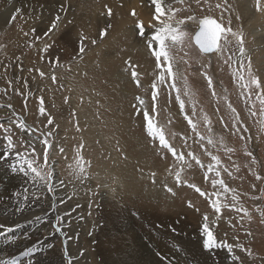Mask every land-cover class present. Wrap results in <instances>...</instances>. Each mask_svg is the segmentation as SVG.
I'll return each instance as SVG.
<instances>
[{"label": "rangeland", "instance_id": "1", "mask_svg": "<svg viewBox=\"0 0 264 264\" xmlns=\"http://www.w3.org/2000/svg\"><path fill=\"white\" fill-rule=\"evenodd\" d=\"M14 1L0 0V111H11L0 112V176L7 181L12 175L28 176L44 196L60 199L61 216L40 219L35 232H49L41 237L51 235L49 247L59 249L64 264H143L147 253L153 264H264V106L257 99L264 87L246 89L248 71L241 66V61L250 62L252 75L264 81L262 16L251 15L245 0H175L173 6L163 5L166 21L159 27L178 28L182 39L166 41L175 79L164 72L161 84L167 64L156 66L153 53L159 44L151 39L140 48L147 33L155 36L159 27L137 21L142 27L134 29L136 23L123 20L119 30V14L127 17L123 0H62L51 10L45 9L46 0H31L30 6ZM26 7L32 8L30 19L25 18ZM150 8L155 11L150 5L145 9ZM82 11L84 21L79 20ZM206 18L240 33L245 56L237 58L239 47L232 36L227 43L221 38L214 53L203 54L193 35ZM128 31L132 38L125 35ZM131 39L140 46L133 48ZM132 70L139 85L131 78ZM204 74L213 80L211 89ZM173 83L184 101L183 112ZM153 84L157 99L151 112ZM137 98L145 101L154 127L176 155L158 137L149 136L143 110L133 107ZM41 101L44 115L39 112ZM234 115L239 117L235 127ZM17 121H25L26 128L17 127ZM4 128L12 129L11 148ZM45 138L51 145L46 168ZM33 158L39 170L51 172L47 186L33 178L26 164L20 170L25 159ZM78 164L83 166L79 176L74 174ZM213 179L224 186H213ZM206 224L216 239L212 248L205 247Z\"/></svg>", "mask_w": 264, "mask_h": 264}, {"label": "bare ground", "instance_id": "2", "mask_svg": "<svg viewBox=\"0 0 264 264\" xmlns=\"http://www.w3.org/2000/svg\"><path fill=\"white\" fill-rule=\"evenodd\" d=\"M23 1L25 4L28 3V6H30L29 3L31 0H23ZM61 1L62 0H46L45 9H49V7L51 9H54V8L56 9V7L58 5H60ZM174 1L175 0H170L168 3H166L165 0H162V5L173 6ZM122 2H124V6L123 5H121V6H123V9H126L127 17L125 19H123L120 14H119V17L117 16L119 18V20L121 21L120 23H117L118 28H120L119 30L122 29V25L125 26L123 20L126 21L125 23H136V26H134V29H136V27L139 25V22H137V21H142V23L144 22L148 26L149 25H151V26L155 25L158 27L160 26L161 22L166 21V17H164V16L161 17L160 21L155 20V15H156L155 11L152 12V8H150L149 11L145 9L146 7H149V5L151 7H154V5L152 4V0H123ZM245 2L249 5V10H250L249 12L251 15H254L256 17V15L259 14L264 19V11H256V9H257L256 0H245ZM245 2H242L241 4L242 5L245 4V6L247 7ZM261 3L264 4V0H261ZM25 6L26 5H24V7ZM41 6L39 8V10H40L39 12H42ZM70 6L76 7L77 10H82L80 4H72ZM51 9H49V10H51ZM27 10L28 11L26 13H24V12H22V13H24L25 18L30 19L31 18L30 15L33 12L32 8L30 10L27 8ZM68 11H69V9H68ZM131 11H134L136 13L135 18H133ZM8 13H5V14L8 15ZM0 15H2V14H0ZM82 15H83V17L79 18V20L84 21V18L86 16L84 11H82ZM49 25L50 24L45 22V24L43 26L49 27ZM132 26L133 25H129L128 28H126V27L125 28L131 29ZM140 27L141 26H138L139 29H140ZM127 34L129 35L128 38H132L131 32H129V31L125 32V35H127ZM153 36L154 35H149V33H147L146 38L142 39L140 41L141 42L140 45L142 46L140 48L144 49V47L146 45H148L149 41L152 39ZM134 39H136V38H134ZM134 39H131L132 47L136 48L137 45L140 46L138 44L139 40L136 42V41H134ZM132 50H134V49H132ZM143 54H145V53H143ZM206 55H209V54H206ZM237 58L240 59V56L238 55ZM215 62H216V60H215ZM9 106H10V104H9ZM9 109L10 108L7 107V109L1 110L0 112L3 115L9 114L11 112ZM22 122L25 125L27 124L25 121H22ZM0 150H2V149H0ZM2 169H4V168H2ZM20 175L21 176L17 175L18 177L12 175L11 180H8V181L6 180L5 177L0 176V225H3V227H0V264H64V261H63L64 257H63V255H60L61 252H59V249L56 248V246L54 248L49 247L50 245H52V240H54L51 238V235H47V237H41V235H45L46 233L49 234V232H44V229L41 230L40 232H38L39 231L38 228H37L38 230L35 232L37 224H38L40 219H42L44 217L51 219L53 217V215L61 216L60 214H62V213H61L60 199H58V201H56V199H54L52 196H51L52 198L44 196L43 195V193H44L43 189H40L34 183L32 184V182L29 180L28 176H25L22 174H20ZM108 197H109L108 194L105 193L104 198L107 200ZM131 198L134 200L135 197H131ZM55 218L53 217V220ZM42 227L44 228V226H42ZM42 227H40V228H42ZM127 230H129V229H127ZM134 234H135V232H134ZM15 236H17V237L14 238ZM128 243H129V241H128ZM130 244H132V243L130 242ZM144 245H146V244H144ZM129 246H131V245H129ZM146 248H148V247H145V249ZM69 249L72 250L71 248H69ZM123 250H125V249H123ZM134 251H135V249H134ZM116 252H118V251H116ZM127 252L129 253V251H127ZM131 252H133V251H131ZM74 253L75 252H72V254H74ZM69 255H71V254H69ZM126 255H128V254H126ZM132 255H133V253H132ZM70 258L72 260L71 256H70ZM152 258L150 257V254L147 253L146 257L143 258V261H144L143 264H153ZM123 259L127 260V258H123ZM158 262L160 264V261H158ZM158 262H156V263H158ZM229 264H235V263H229Z\"/></svg>", "mask_w": 264, "mask_h": 264}, {"label": "snow or ice", "instance_id": "3", "mask_svg": "<svg viewBox=\"0 0 264 264\" xmlns=\"http://www.w3.org/2000/svg\"><path fill=\"white\" fill-rule=\"evenodd\" d=\"M152 4L155 7V20L160 21L161 17L165 15V9L162 5V0H152ZM217 7H220V5H217ZM256 7L258 11H264V4L261 3V0H256ZM170 11V10H169ZM19 13V10H17V14ZM173 14L169 15V19L172 18ZM11 19L14 21L16 19V15H13L11 17ZM189 19H194L193 17H189ZM60 17L57 16L56 17V21H59ZM179 24H183L184 21H179ZM201 24L203 25L200 34L196 37V41L197 44L200 47V50L202 52L208 53V52H212L214 50H217L220 46L218 45V41L223 38L225 43L228 42V37L232 36L234 38H236L237 43H238V47H239V53H240V57H244L245 56V49L243 46V36L238 33V32H233L231 27H227V26H222L220 23H218L217 21L210 19V18H206L203 21H201ZM229 24H231V21L229 20ZM56 23H53L51 25V29H55L56 28ZM142 27V25H141ZM50 29V30H51ZM25 35H28V33H25ZM101 35H104V33H101ZM83 39V38H82ZM182 37L180 34V30L178 28H174L172 25L170 24H166L163 25L162 27L157 29V34L155 36L152 37V41L156 42L159 44V50L155 51L153 53L156 61H157V67L160 68L161 64H167L166 68H162V74L159 76V82L161 84L164 83L165 81V75L163 74L164 72L167 73V75L169 77H173V72H172V60H171V56H170V49L166 48V41H171L173 44L179 43L181 41ZM92 43H95V41L93 40ZM149 47H152V44H149ZM44 51L47 52L48 51V46L46 45L44 48ZM79 52L81 54H83L85 52V48L83 46V44H81V47L79 49ZM230 57L228 58V62H230ZM241 66L246 68L248 71V81L247 83L244 85V87L246 89H260L261 87H264V81L262 80H258L255 76L252 75L251 72V63L249 62L248 64H243V62L241 61ZM127 71V69H126ZM41 75H43V73H41ZM237 75L239 76V78L243 81L244 77L237 73ZM131 78L132 80L136 81V83L139 85L140 81L138 78V73L135 70L131 71ZM204 78L207 80V84L208 87L211 89L213 87V80L211 77L207 76L206 74H204ZM53 80H55V77H52ZM173 79H175V77H173ZM170 87H172L173 89H176V85L175 83H173L172 85H170ZM153 91H152V101H153V106L151 109V112L155 111V101L157 99V92H156V88L157 85L153 84L152 85ZM184 88H185V95H187V79L184 78ZM177 91V95H176V100L179 103L180 106V111L183 112L184 111V101L181 99L180 95H179V89H176ZM213 95H215V93L213 92ZM258 101L260 102V104L262 106H264V94H260L257 96ZM134 108H139L143 110V119L147 122V129H148V134L151 137H158L159 139V143L162 147H164L165 149H167L170 152H173V155H176V153L173 151V149L168 145V143L166 142V138L165 136L162 134L161 130L154 127L153 125V121H152V116H151V112L149 110H147L145 108V101L143 99L137 98V103L133 105ZM229 107L231 108V105H229ZM232 112L235 114V109H231ZM39 112L41 115H44L45 113V107L43 105V101H41V106L39 108ZM193 114H195V107L193 106ZM255 114V113H253ZM47 119V123L49 125L53 124V121L51 119ZM185 120H188V123L190 125V127L195 131L196 130V125L192 123V121L189 119V117L186 115L184 117ZM207 121V117L204 118ZM235 124L233 125L234 127L236 125H238L239 123V117L234 115L233 117ZM17 127L24 129L26 128V125L21 122V121H17ZM246 130V129H245ZM11 131L12 129L10 128H4V132L6 133V139L8 142V146L9 148L12 147L13 145V137L11 136ZM209 131H211V129H209ZM49 135H51V132L49 131ZM201 139H203L201 137ZM208 143L211 144L213 143V141L211 139L208 140ZM42 144L44 145V152H43V161H44V167H47V162L49 160V153H48V149L51 147V145L49 144V141L47 138L42 140ZM63 151V150H61ZM229 151H231L229 149ZM250 154V153H249ZM188 155H191V153H189ZM33 157H35V153H33ZM181 159H183V157H180ZM193 159L196 160L197 164H200V161L198 159H196L195 157H193ZM212 160L216 161L217 163H219L217 157L213 156ZM253 163H255V161H253ZM27 165V170L28 172L33 174V178L34 179H39L40 181H43L45 186H47V182L51 177V172H42L41 170H39V168L35 165V159H25L23 161V164L20 167L21 171H24V165ZM83 171V166L81 164L77 165V170L74 171V174L79 176V174ZM212 171V165H209V172ZM28 172H25V174L27 175ZM216 175L219 176L220 173L217 171ZM257 179H259L260 177L257 176ZM177 180L179 181V174H177ZM217 183L220 184L221 187L224 186V182L222 180L217 181L215 179H213L212 184L213 186H215ZM191 186V185H189ZM225 192L228 191L227 188H224ZM49 191H51V188H49ZM196 191H200L199 188L196 189ZM202 196L204 195L203 192L200 193ZM236 197L233 196V200H235ZM191 206V205H189ZM215 212L219 213L221 211V209L219 207H217L215 204L213 205ZM205 219H208L207 217H205ZM0 227H3V225H0ZM204 231L206 233L207 236V240L205 243V247L207 248H212L216 246V239L213 235V233L209 230L208 225L206 224L204 227ZM225 247L228 249L229 252H232V248L230 245H225Z\"/></svg>", "mask_w": 264, "mask_h": 264}, {"label": "water", "instance_id": "4", "mask_svg": "<svg viewBox=\"0 0 264 264\" xmlns=\"http://www.w3.org/2000/svg\"><path fill=\"white\" fill-rule=\"evenodd\" d=\"M202 27H203V25H202L201 22H200L197 31H196L195 34L193 35V42L195 43V45L198 47L199 50H200V47H199V45L197 44L196 37L200 34ZM220 41H221V39L218 41V45H220ZM217 50H218V49H217ZM217 50H214V51H212V52H208V53L202 52L201 50H200V51H201L203 54H212V53H214V52L217 51Z\"/></svg>", "mask_w": 264, "mask_h": 264}]
</instances>
